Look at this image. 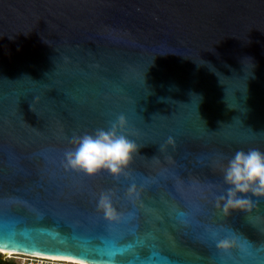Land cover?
Instances as JSON below:
<instances>
[{"label": "water", "instance_id": "95a60500", "mask_svg": "<svg viewBox=\"0 0 264 264\" xmlns=\"http://www.w3.org/2000/svg\"><path fill=\"white\" fill-rule=\"evenodd\" d=\"M118 115L139 146L122 174L63 166ZM248 148L264 152V0H0V248L264 264V198L228 214L216 198ZM213 233L242 247L220 252Z\"/></svg>", "mask_w": 264, "mask_h": 264}, {"label": "clouds", "instance_id": "9594fccd", "mask_svg": "<svg viewBox=\"0 0 264 264\" xmlns=\"http://www.w3.org/2000/svg\"><path fill=\"white\" fill-rule=\"evenodd\" d=\"M125 124V117L118 115L107 128L96 129L92 133L77 137L75 146L64 153L63 166L88 176L100 172L114 177L122 174L139 149L133 140L118 131L123 129ZM221 170L225 187L216 198L221 202L224 214H228L230 210L249 209L252 204L250 197L264 198V152L257 148L237 150L227 159L226 164L222 165ZM131 191L129 189V192ZM96 207L106 220L119 218L108 192L99 194ZM211 239L220 252L242 247L235 236L217 238L213 233ZM10 255L15 256L20 264H64L58 256L27 250Z\"/></svg>", "mask_w": 264, "mask_h": 264}, {"label": "built area", "instance_id": "2783aa9c", "mask_svg": "<svg viewBox=\"0 0 264 264\" xmlns=\"http://www.w3.org/2000/svg\"><path fill=\"white\" fill-rule=\"evenodd\" d=\"M1 253V252H0ZM6 259L7 260H9V259H14L16 262H17V264H20V261H18L17 259H16V257L15 256H13V255H7L6 256ZM62 260H63V262H64V264H77V262H78V264H90V263H86V262H81V261H75V260H72V259H66V258H62Z\"/></svg>", "mask_w": 264, "mask_h": 264}, {"label": "bare ground", "instance_id": "6f19581e", "mask_svg": "<svg viewBox=\"0 0 264 264\" xmlns=\"http://www.w3.org/2000/svg\"><path fill=\"white\" fill-rule=\"evenodd\" d=\"M0 252L4 255H9L10 253H13V252H16V253H19V252H22V251H17V250H6V249H2L0 248ZM87 263V262H86ZM91 264V263H90Z\"/></svg>", "mask_w": 264, "mask_h": 264}, {"label": "trees", "instance_id": "16d2710c", "mask_svg": "<svg viewBox=\"0 0 264 264\" xmlns=\"http://www.w3.org/2000/svg\"><path fill=\"white\" fill-rule=\"evenodd\" d=\"M0 264H17V262L14 259H9L7 262H4L0 259Z\"/></svg>", "mask_w": 264, "mask_h": 264}, {"label": "rangeland", "instance_id": "374dc122", "mask_svg": "<svg viewBox=\"0 0 264 264\" xmlns=\"http://www.w3.org/2000/svg\"><path fill=\"white\" fill-rule=\"evenodd\" d=\"M2 254V253H1Z\"/></svg>", "mask_w": 264, "mask_h": 264}]
</instances>
